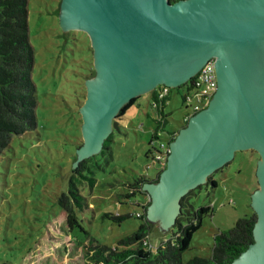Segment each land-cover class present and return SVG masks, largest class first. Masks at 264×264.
I'll list each match as a JSON object with an SVG mask.
<instances>
[{
  "label": "rangeland",
  "instance_id": "obj_1",
  "mask_svg": "<svg viewBox=\"0 0 264 264\" xmlns=\"http://www.w3.org/2000/svg\"><path fill=\"white\" fill-rule=\"evenodd\" d=\"M60 3L28 0L37 127L22 136L13 135L10 146L0 154V264H94L87 254L90 239L117 245L143 222L137 213H143L147 202L145 216L150 220L151 193L142 187L145 193L127 197V185L141 175L156 178L161 164L153 161V153L161 142H168L170 133L180 130L192 109L183 101L186 87H172L164 107L167 122L154 137L155 108L150 92L142 94L125 116L116 120L120 128L113 130L112 159L105 162L99 158L97 182L90 186L75 173L77 162L73 168L70 165L82 142V118L77 108L86 94L84 80L95 74L93 51L85 30L61 31ZM259 159L254 149L237 151L211 175L217 182L215 187L208 178V184L187 197L195 209L210 206L211 212L193 234L189 249L182 255L184 262L194 256L210 257L215 236L240 217L252 214L251 197L259 187ZM72 176L88 203L77 210L74 227L59 203ZM106 213L130 216L117 221ZM150 222L149 242L155 249L173 237L174 228L172 225L164 231Z\"/></svg>",
  "mask_w": 264,
  "mask_h": 264
},
{
  "label": "water",
  "instance_id": "obj_2",
  "mask_svg": "<svg viewBox=\"0 0 264 264\" xmlns=\"http://www.w3.org/2000/svg\"><path fill=\"white\" fill-rule=\"evenodd\" d=\"M58 20L61 31L87 32L95 71L84 80L82 142L70 168L100 153L126 103L159 85L180 87L215 59L214 96L170 143L158 181L143 186L149 218L168 230L187 193L254 149V242L230 264H264V0H61Z\"/></svg>",
  "mask_w": 264,
  "mask_h": 264
},
{
  "label": "trees",
  "instance_id": "obj_3",
  "mask_svg": "<svg viewBox=\"0 0 264 264\" xmlns=\"http://www.w3.org/2000/svg\"><path fill=\"white\" fill-rule=\"evenodd\" d=\"M178 1L180 0H170L171 3ZM28 14V0H0V154L10 146L13 135L22 136L37 127L35 110L37 87L32 77L34 47L30 41ZM192 80L193 78L189 82ZM160 87L161 85L150 92L151 105L155 108L153 119L157 123L153 130L154 137L163 130L167 122L164 107L169 94L158 98ZM139 98L140 96L133 98L121 108L117 118L113 120L114 128H120L116 120L123 118L127 109ZM186 124H182L180 128L185 127ZM177 134L178 131L170 133L169 144ZM113 135L112 131L104 141L100 153L84 159L75 168V173L82 176L90 186H94L97 182L95 170L100 167L99 158L105 159V162L112 159ZM165 166L161 168L156 178L141 175L133 183H128L130 190L126 196L145 193L142 189L143 185L157 182ZM209 184L215 187L217 182L210 176ZM203 185L198 188H202ZM193 192L195 190H191L181 199V212L173 225V237L163 241L157 248L153 249L145 244L149 241L153 228V224L145 216L149 205L147 202L143 205V213L138 216L143 222L134 232L120 238L115 246L100 244L90 239L87 247L88 258L94 261V264H230L254 242L253 227L257 220L256 213L253 210L252 214L237 219L228 230L220 231L215 236L210 257L194 256L184 262L182 255L189 249L193 234L201 227L203 217L211 212L210 206L195 209L190 204L187 197ZM59 203L69 225L74 227L77 210L88 207V203L73 176L67 193L59 196ZM106 214L117 221L130 216L129 213Z\"/></svg>",
  "mask_w": 264,
  "mask_h": 264
},
{
  "label": "built area",
  "instance_id": "obj_4",
  "mask_svg": "<svg viewBox=\"0 0 264 264\" xmlns=\"http://www.w3.org/2000/svg\"><path fill=\"white\" fill-rule=\"evenodd\" d=\"M215 59L211 58L208 60L196 73L193 77L192 82L189 83L186 87L187 91L183 94V101L186 103V107L192 106L191 111L184 117L183 124L187 123L188 120L207 107L210 100L214 96L217 87V77L215 72ZM171 87L167 85H161L158 90V98H163L170 93ZM171 137V136H170ZM169 137V138H170ZM170 152V144L168 142H161L160 149L153 153L152 159L154 162L161 164V168L166 165L167 156ZM141 213H137V216H140ZM145 244L148 247H153L149 241H146Z\"/></svg>",
  "mask_w": 264,
  "mask_h": 264
},
{
  "label": "crops",
  "instance_id": "obj_5",
  "mask_svg": "<svg viewBox=\"0 0 264 264\" xmlns=\"http://www.w3.org/2000/svg\"><path fill=\"white\" fill-rule=\"evenodd\" d=\"M162 232H163V230H162Z\"/></svg>",
  "mask_w": 264,
  "mask_h": 264
}]
</instances>
